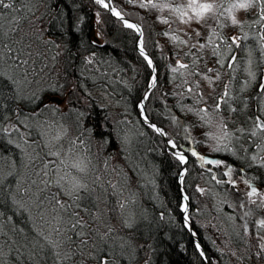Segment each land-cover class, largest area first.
I'll return each instance as SVG.
<instances>
[{
  "label": "trees",
  "instance_id": "trees-1",
  "mask_svg": "<svg viewBox=\"0 0 264 264\" xmlns=\"http://www.w3.org/2000/svg\"><path fill=\"white\" fill-rule=\"evenodd\" d=\"M4 2L12 6L0 7V152L18 159L19 149L8 140L3 125L16 110L20 115L15 118L22 126L24 118L30 123L40 118L30 111L46 93L66 96L68 101L69 109L60 119L51 112L42 115L52 127L71 120L75 128L80 124L87 129V144L92 139L98 142V181L88 180L78 200L88 213L90 226L76 224L75 216L63 219L64 249L68 243L77 244L87 255L82 260L76 251L78 264H204L184 224L180 177L191 226L211 252L210 263L264 264L260 247L264 227L258 223L264 220V199L248 195L250 181L264 188V162L249 158L261 136L258 129V136L252 135L258 101L254 91H249L255 85L241 89L243 66L229 69L226 58L220 65L225 74L218 76L229 81L219 107L225 115L226 132H231L226 136L229 149L212 152L220 156L219 164L204 163L199 157L210 106L198 93V85L205 75H211L209 59L213 56L205 53L195 58L191 47L182 61L179 50L162 39L160 29L140 4L111 0L125 17L141 26L143 47L155 66V82L144 108L186 154L182 171V163L166 149L161 135L140 117L138 103L153 74L137 49L134 29L95 0ZM231 28L226 35L241 26ZM252 41L246 37L244 44L252 46ZM258 49L256 59L264 58V48ZM177 61L188 67L179 68ZM255 66L260 73L262 66ZM243 127L245 132L237 133ZM13 175L0 181V220L6 221L16 244L7 246L0 227V249L7 248L0 264H60L56 248L34 229V221L16 202ZM96 187L98 206L92 199ZM97 209L98 220L96 215L92 218ZM79 232L89 236L87 243L75 242Z\"/></svg>",
  "mask_w": 264,
  "mask_h": 264
},
{
  "label": "rangeland",
  "instance_id": "rangeland-1",
  "mask_svg": "<svg viewBox=\"0 0 264 264\" xmlns=\"http://www.w3.org/2000/svg\"><path fill=\"white\" fill-rule=\"evenodd\" d=\"M124 1L140 5L142 3L148 4V0ZM152 2L160 6L168 5V7L163 8H152L148 6L142 7V9L144 13L154 20L161 31L160 35L162 39L171 43L173 47L179 50V59L184 61L183 56L187 54V50L191 47L195 49V58H197V55L205 53L207 56H213L209 59L211 75L209 77L205 75L202 78V83L198 85V93L200 92L202 99L208 102L210 106L206 114V124L204 126L205 136L201 147L202 157L204 154L217 156V154L212 152L229 149L227 146V139L224 136V132L227 131L223 122L225 115H223L219 109L217 111L216 105L217 103L221 104V99H223L225 92L229 88L228 78L223 76L220 78L218 75L220 72L225 74V70L221 68L220 65L225 61L226 56L231 51L225 41L226 34L224 32L228 29H232V24L230 19L227 18V13H224V15H220V13L224 12V9L227 8L232 0H207V2H212L219 7L215 14H210L205 20L199 23L196 22L195 18H192L187 23L181 22L178 18V14L172 11V9L178 6L186 8L188 0H152ZM201 2H203V0H201ZM256 13L255 10L245 11L241 9L236 10L233 14L236 16L237 20L241 21L242 24L246 23L248 26H246L244 37L255 36V39H257L256 44L259 45L258 48H264V39H262V37H264V22H261L260 28L258 27L259 29H256L257 36L254 30L253 32L250 31V26L256 25L255 21L258 19ZM189 16H191L190 12ZM164 19L168 20L169 23H161V20ZM185 19L188 18L185 17ZM98 20L99 18L96 17L97 24ZM99 30L100 29L96 27L97 36H99ZM197 32L200 33L199 36L196 35ZM213 32H215L216 35H211ZM164 33H168V35H164ZM173 36L178 37V39L173 40ZM234 36L240 37L238 33H235ZM210 37L211 43H209ZM181 41L184 43H181ZM201 44L205 45V47L200 48ZM252 46L241 50L243 57L242 69L244 74L243 82L241 83L242 89L244 90L251 87L256 79V56L254 55L255 49H253ZM216 94L218 95L216 98L217 101H214L213 97ZM37 96L39 95L36 94V98ZM41 100V104L33 111H30L32 115H41L40 118L36 117L31 119L32 123H30L27 118H20V120L23 119L21 122L24 123V126L20 125L16 120L20 115L18 110H16L15 116L9 117L5 121L3 125L4 133L7 134L8 140L18 147L19 156L16 160L12 156L9 158L4 156V153L0 152V181L14 174L13 192L15 200L34 221V229L42 236L47 237L49 242L51 241L59 244V247L55 248L56 253H60L58 256L60 264H78L74 256L76 251L81 255L82 260H86L85 257L87 255H84L85 249L82 247L79 248L77 244L74 246V244L68 243L70 247L68 245L66 249H64L63 240L65 238L63 236V219H67L71 216L73 218L74 215H72V213L75 212L78 214L75 215L76 219L81 220L83 225L86 224L90 226V224L88 222V213L83 212L85 208L82 209V205L78 203L79 199L73 203V200L66 194L65 190L70 189L74 183L86 185L88 180L91 182L95 180L98 181V142L92 139V144H87L89 132L83 126L81 128L80 124L75 128L74 123L71 124L72 121L70 120L69 124L58 123L57 127H52L49 120L46 117H42V115L46 116L51 112L56 115L59 114L57 118L60 119L62 112L69 109L66 96L46 93L45 95H41ZM258 105V113L264 121V89ZM53 117L56 116L53 115ZM228 118L231 119L230 117ZM254 122L256 125V117ZM80 123L81 125L83 124L81 121ZM244 128L245 127L239 128L237 133L243 134L245 132V130H243ZM229 133L231 132L228 131V135ZM258 134L259 133H257V136ZM262 134L261 148L258 146L255 148V152L249 155V158L256 163L264 161V133L262 132ZM246 146L247 145H244V148H247L246 150L249 151L250 149ZM51 153H58V155H52ZM218 157L220 156L218 155ZM116 159L117 158H113V162L117 161ZM81 168L83 171L80 170ZM61 177H63V179H60ZM57 180H59V183H57ZM82 189L85 188L79 190L78 196ZM93 191L92 199L98 206V187ZM251 191L252 189L249 186V193ZM54 195L61 203L70 206L67 211L61 209L59 205L56 204L53 199ZM253 196H255V198L258 197V199H264V191L258 192L257 190L256 194ZM213 201H215V199ZM95 215L98 220V209L94 210L92 215L93 219ZM0 227H2L1 231L4 235L3 241H6L7 246L10 247L12 243L16 244L15 238L10 232V228L6 226L5 220H0ZM70 231H68L69 234H72ZM83 232H79V239H75L76 243L79 241H86L89 238L88 235L83 236ZM85 234H87V232ZM6 252L7 248H1L0 258H2ZM86 262L89 263V259Z\"/></svg>",
  "mask_w": 264,
  "mask_h": 264
},
{
  "label": "snow or ice",
  "instance_id": "snow-or-ice-1",
  "mask_svg": "<svg viewBox=\"0 0 264 264\" xmlns=\"http://www.w3.org/2000/svg\"><path fill=\"white\" fill-rule=\"evenodd\" d=\"M95 2L97 4H100L102 7L108 8L109 5L106 4L104 2V0H95ZM12 5H10L9 3H5L4 0H0V7L4 8V9H8L9 7H11ZM141 7H148L151 6L152 8H157V7H168V5H157L155 3L152 2V0H148V4H144L142 3L140 5ZM219 6L212 3V2H207V0H203V2H201V0H188V3L186 5V8H181V7H176L174 9H172L173 12L178 14V18L181 20V22L187 23L189 20H191L192 18H195L196 22L199 23L202 20H205L210 14H215L217 8ZM245 10V11H249V10H255L257 12L258 15V19L255 21V23H261L264 22V0H232L231 3L228 4L227 8L224 9V12H221L220 15H224V13H227V18L230 19L231 24L232 25H240L242 27V22L237 20L236 16L233 14L236 10ZM112 14L114 16H116L118 19H123L122 15L120 12H118L115 8L110 9ZM189 12L191 13V16H189ZM185 17H187L188 19H185ZM161 23L167 24L169 23L168 20L164 19L161 20ZM125 26L128 28H132L136 31L139 32V29L133 25L128 23L127 21H125ZM222 26V25H221ZM164 35H168V33H164ZM197 36L200 35L199 32L196 33ZM211 35H216L215 32H213ZM173 40H177L178 37L173 36L172 37ZM232 44H237V41L240 39L239 36H233L232 38ZM262 39H264V37H262ZM2 43V42H0ZM181 43H184L183 41H181ZM209 43H211V37L209 38ZM3 47H7L6 44L3 45ZM205 47V45L201 44L200 48ZM231 47V45L229 46ZM11 51V49H10ZM140 55L144 57V59L148 62L149 66L152 65V61L145 55L143 47L141 46L140 48ZM233 59H235L233 57ZM21 63H26V61H21ZM178 67L179 68H187L188 65L185 64H180L179 61H177ZM231 67V65H229ZM177 68H173V72H176ZM209 71H211V69H209ZM0 75H3V73H0ZM155 81L153 80V83ZM151 87V85H150ZM261 88L264 89V85H261ZM189 91H191V89H189ZM225 96H227V91L225 92ZM220 104L217 103L216 108L217 110L219 109ZM204 111V110H201ZM256 129H258L261 132H264V123H260L257 122L256 124ZM157 131H159V129H157ZM228 135L227 132H224V136L226 137ZM252 135L255 136L257 135L256 130H253ZM59 138V137H57ZM175 146V145H173ZM52 155H58V153H51ZM193 156H196L197 153L193 151L192 153ZM176 158L180 161V163H185V157L181 154H177ZM199 159L204 160L203 157H199ZM205 163H216L219 164V161H208V160H204ZM77 167H79L78 165H76ZM81 171H83V169H80ZM231 171V169H229V172ZM60 179H63V177H61ZM48 183V182H46ZM57 183H59V180H57ZM87 185L85 184H79V183H74L72 185V187L70 189H66V194L73 200V203H75L78 199V192L81 188H86ZM256 194V189L253 188L252 191L248 194L249 197L253 196ZM53 199L55 200L56 204L59 205V207L61 209L64 210H68V208L70 207L69 205H65L63 203L60 202V200L54 195ZM185 199H187V197H185ZM254 203V201H253ZM251 214L249 213H245V215H249ZM72 215H78L77 213L73 212ZM259 225L261 227H264V220H261L258 222ZM76 224H79L81 227H83V223L81 220H77ZM76 224L73 225V227L76 226ZM109 231H111V229H109ZM107 235V233L105 234ZM101 239H104V237H100ZM45 239L47 240L48 238L45 237ZM260 239L262 241H264V237H260ZM53 247H59V244L55 243V242H51ZM82 243H87L86 241H82ZM261 252H264V243L261 244ZM197 248H199V245H197ZM57 256L60 255L59 252L56 253ZM201 255H203V253H201ZM257 255L259 256L260 253H257ZM34 259V257H33ZM102 264H107L106 261L102 262Z\"/></svg>",
  "mask_w": 264,
  "mask_h": 264
},
{
  "label": "water",
  "instance_id": "water-1",
  "mask_svg": "<svg viewBox=\"0 0 264 264\" xmlns=\"http://www.w3.org/2000/svg\"><path fill=\"white\" fill-rule=\"evenodd\" d=\"M104 2H105L106 4L109 5V7L106 8V9H107L111 14H112V12H111L110 9H112V8H115L118 12H120V11L118 10V8H116V7L112 4L111 0H104ZM120 13H121V12H120ZM112 15H113V14H112ZM121 15H122L123 19H120V20L124 23V25H125V21H127L128 23L135 25V26L139 29V32L136 31V30H135V31H136L137 34H138V38H137V49H138V51L140 52V48H141V46L143 47V44H142V29H141V26H140L136 21L131 20V19L125 17L122 13H121ZM113 16H114V15H113ZM114 17H116V16H114ZM116 18H117V17H116ZM143 50H144L145 55H146V56L152 61V65H151L150 67H151V69H152V74H153V76H152V78H151V79H152V82H151L150 84H148V87H147V89H146V91H145L144 96L140 99V101H139V103H138L139 108H140V117H141V119H142L147 125H149V126L152 127L153 129H155V131L161 135V137H162L163 140H164L165 147H166V149H167L169 152H171V153L174 154L175 156H177V154H181V155H183V156L185 157V163L182 164V171H184V170H185V167H186V163H187V156H186V154L184 153V151H183L182 149H180V148H178V147L176 146V144L174 143L173 140L167 138L166 129H165L164 127H162V126L156 124L155 122H153V121L149 118V116L147 115V113H146V111H145V108H144V101H145V98H146V96H147V94H148V91L150 90V88H151V87L153 86V84H154V83H153V80L155 81V78H154V70H155V66H154V62H153L152 58H151L150 55L147 53V51L145 50L144 47H143ZM150 85H151V87H150ZM157 129H159V131H157ZM173 145H175V146H173ZM203 158H204V160H208V161H219V160H220V157H218V156H210V155H208V154H204V155H203ZM204 160H203V161H204ZM204 163H205V162H204ZM208 164H211V165H212V164H215V163H208ZM179 182H180V189H181V193H182L181 209H182V211H183V215H184V224H185V226L187 227V229L190 231V233H191V235H192V237H193V239H194V242H195V244H196V247H197V245H199L198 250H199L200 253H203L202 257L204 258V264H211L210 261H209V260H210V257L212 256L211 252H210L209 250H207V249L201 244L200 240L198 239V237H197L195 231L193 230V228H192V226H191V223H190V221H189V217H188V197H187V195H186V193H185V191H184V189H183V187H182L181 177H180V181H179ZM185 197H187V199H185Z\"/></svg>",
  "mask_w": 264,
  "mask_h": 264
},
{
  "label": "flooded vegetation",
  "instance_id": "flooded-vegetation-1",
  "mask_svg": "<svg viewBox=\"0 0 264 264\" xmlns=\"http://www.w3.org/2000/svg\"><path fill=\"white\" fill-rule=\"evenodd\" d=\"M242 25L243 26L241 27V29L239 28V31H237V32L233 31V34L232 33L231 34H227L226 37H225V41L227 42V45L228 46L231 45V47H229L231 52L226 56V63L228 65V67H230L229 65H231V66H233V65L243 66V57H242L241 50L246 48V44H244V41H245L246 37H244V34H245V29H246L247 25H246V23H243ZM258 27L260 28V23H256V25H251L250 26V31L253 32V30H254V33L256 34V36H257L256 29H259ZM263 29H264V26H263ZM235 32L240 35V39L237 41V44H232V39L231 38L235 35ZM258 32H259V30H258ZM224 33L226 34V33H229V32L225 31ZM248 38L253 40L252 42H250V43H252V45L256 44V40L257 39H255V36H249ZM260 40H262V39H260ZM257 45L258 44L254 45L256 47L255 50L259 51L260 49H257ZM233 57L235 59H233ZM255 61H256L255 65H257V66L259 65V66H262V67H261L260 73L258 71V68H256L257 69V71H256V79L253 82V84L251 85V87L255 85V90H249V91L250 92L254 91V95L256 96L258 104H259L260 97H261V94L263 92V89L261 88V85H264V58H262V57L261 58H257V59L255 58ZM229 69H231V67ZM242 71H243V69H242ZM243 76H244V74H243ZM229 77H230V74H229ZM241 82H243V77L241 79ZM241 89H242V84H241ZM248 89H246V90H248ZM258 106L259 105H257L255 117L257 118V122L264 123V121L262 120V117H260L259 113L257 112L258 108H259ZM230 122H231V119H230ZM262 135L263 134L261 132V136L258 139L259 142H258V144H256V148L258 146L261 148V141H262V138H263ZM263 162H261V163H263ZM212 165H215V164H212ZM249 186L251 187V189L255 188L256 192H257V190H258V192L259 191H261V192L264 191V188L262 187V185L259 184V183H256V182L250 181L249 182Z\"/></svg>",
  "mask_w": 264,
  "mask_h": 264
}]
</instances>
